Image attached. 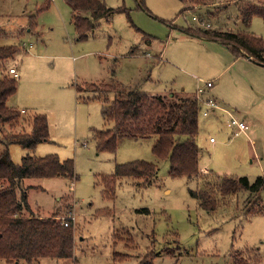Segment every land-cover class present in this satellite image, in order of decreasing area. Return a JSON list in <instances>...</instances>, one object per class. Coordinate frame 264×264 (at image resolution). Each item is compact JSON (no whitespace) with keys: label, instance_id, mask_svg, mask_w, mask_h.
Wrapping results in <instances>:
<instances>
[{"label":"rangeland","instance_id":"rangeland-1","mask_svg":"<svg viewBox=\"0 0 264 264\" xmlns=\"http://www.w3.org/2000/svg\"><path fill=\"white\" fill-rule=\"evenodd\" d=\"M214 1L213 6L192 8L179 0H104L108 7L129 9L130 18L114 13L88 39L77 40L65 0H0V44L18 47L0 77L12 66L18 69V90L8 104L28 107L2 134L30 131L37 113L47 116L50 136L33 151L11 145V158L19 164L27 153L56 154L75 164L76 179L23 182L24 189L34 186L28 202L35 215L55 214L60 221L71 216L76 228L74 258H43L34 264H234L235 252L248 251H255L253 263L264 264V185L255 192L217 195L218 207L210 212L191 194L217 175L246 177L250 184L264 178V67L236 59L220 42L185 33L220 29L264 39V20L256 16L246 26L239 18V0ZM31 20L36 25L30 31ZM133 47L140 50L138 55H130ZM199 79L202 85L214 81L224 98L215 99L219 107L206 116L200 110L199 177H171L168 161L152 152L156 136L123 137L116 152L98 150L93 132L108 126L103 99L87 91L86 84L117 81L128 90L169 95L183 88L196 92ZM233 119L247 123L246 131L237 133ZM211 137L217 142L211 143ZM136 160L158 165L152 183L122 178L115 199L105 198L100 175ZM203 168L210 172L203 173ZM102 210L106 212L100 214Z\"/></svg>","mask_w":264,"mask_h":264},{"label":"trees","instance_id":"trees-1","mask_svg":"<svg viewBox=\"0 0 264 264\" xmlns=\"http://www.w3.org/2000/svg\"><path fill=\"white\" fill-rule=\"evenodd\" d=\"M65 1L72 7L71 24L77 40L88 39L98 23L114 13H125L130 18L129 9L108 7L104 0ZM179 1L192 8L199 4H215L214 0ZM140 5L146 9L142 2ZM237 8L239 18L246 26L256 16L264 20V0H239ZM33 21H30V25L35 26ZM185 33L205 41L220 42L236 59L247 58L264 67V39L253 33L220 29H199L198 33L185 30ZM135 49L130 50V53L137 54L140 51L138 47ZM17 51V46L0 44V69ZM85 86L90 88L87 91L97 92L103 99L102 115L108 128L93 132L100 152H116L117 142L123 137L138 139L156 136L152 152L159 160L168 161L171 177L192 178L202 174L201 154L197 143L201 104L196 98L185 92L150 95L138 88L128 90L117 81L88 83ZM17 90V79L9 71H4L0 77V142L4 146V151L0 154V260H6L9 264H34L43 258L71 259L74 258L76 249V228L72 220L67 219L69 223L65 226L55 214L49 217L35 215L28 202V190L34 186L24 189L23 182L32 178L76 179L75 164L70 159L62 161L56 154L36 156L31 153H27L19 164L13 162L11 145L33 151L37 145L50 140L45 114L35 113L32 116L30 131L25 128L21 132L2 134L5 125L16 124L22 119V111L8 104ZM111 93L115 95L113 100L109 99ZM158 170V165L144 160L117 164L113 174L100 175L102 192L105 198L115 199L120 179L131 178L146 185L152 183ZM206 179L204 189L192 191L191 194L197 199L199 207L208 212L217 209V195L230 197L242 190L255 192L264 185L263 177H259L253 184L246 177L217 175L213 179ZM105 212L106 210H102L99 213ZM141 212L149 213L147 209ZM254 252H235L234 264H259L258 261L253 263L256 255ZM124 256L127 257L122 255L123 258ZM142 264H147V261Z\"/></svg>","mask_w":264,"mask_h":264},{"label":"built area","instance_id":"built-area-1","mask_svg":"<svg viewBox=\"0 0 264 264\" xmlns=\"http://www.w3.org/2000/svg\"><path fill=\"white\" fill-rule=\"evenodd\" d=\"M9 72H10V74H12V76L14 78H16V79L19 78V71L16 68L10 69ZM199 82H202V80H199ZM212 86H213V82H211V81L204 82V85L198 84L197 88H196L197 89L196 94L194 96H192L193 98H196L200 102V104H201L200 110L203 112L202 114L205 116L208 114V110L218 108V105L214 101H212V100L205 101L202 97V94L204 92V87L205 88H211ZM21 111H22V114H25V112H26L25 110H21ZM232 125H235L236 127L238 126L237 127L238 133H242V132L246 131V129L248 128L247 123H245L243 121L238 122L236 119L232 120ZM210 141H211V143H214L215 138H211ZM202 172L207 174L210 172V170L208 168H203ZM67 219L72 220V217L70 216ZM62 221H63V224L65 226H68L69 222L66 219H64Z\"/></svg>","mask_w":264,"mask_h":264},{"label":"crops","instance_id":"crops-1","mask_svg":"<svg viewBox=\"0 0 264 264\" xmlns=\"http://www.w3.org/2000/svg\"><path fill=\"white\" fill-rule=\"evenodd\" d=\"M68 4V3H67ZM70 7H71V5L70 4H68ZM71 15H72V7H71ZM98 25H99V23H98ZM30 27H32V25H30L29 24V29H30V31H31V28ZM95 31V30H94ZM94 31L92 32V33H94ZM23 45V44H22ZM25 45V44H24ZM23 45V46H24ZM133 48H136L137 49V47H133ZM133 48H131L130 50H132ZM135 49V50H136ZM138 51V50H137ZM136 53V52H135ZM139 53V52H138ZM138 53L137 54H132V53H130V55L131 56H135V55H138ZM246 60H247V58H245ZM249 60V62H251V60L250 59H248ZM234 64V62H232L231 61V66ZM12 68H16V67H14V66H12L10 69H12ZM9 69V70H10ZM17 69V68H16ZM228 69V66L223 70V71H225V70H227ZM18 70V69H17ZM223 71L221 72V74L223 73ZM220 78H222V77H220ZM200 80V79H199ZM202 80V79H201ZM211 82H213V86L211 87V88H205L204 87V92H203V94H202V97H203V99L205 100V101H207V100H212V101H214L217 105H218V107H219V104H218V102H216V100L215 99H221V97L223 96V94H222V92H221V90H219V89H217L216 91H215V89H214V85H215V83H214V81H211ZM202 82H199L198 84H200V85H202L201 84ZM197 84V85H198ZM196 88H197V86H196ZM214 89V90H213ZM197 89H195V91H196ZM182 92H185L186 93V91H185V88H183L182 89ZM250 92H251V90H250ZM187 95H190V94H192V95H190V96H194L195 94H196V92H190V93H186ZM252 94V93H251ZM155 95V94H154ZM217 99V100H218ZM222 99H224L223 97H222ZM28 107L26 106V108H24V109H22V110H25L26 112H25V114L28 112V109H27ZM231 109H227V110H225V111H230ZM238 133V132H237ZM211 138H214V137H211ZM210 138V139H211ZM217 142V140H215V142L214 143H216ZM213 143V144H214Z\"/></svg>","mask_w":264,"mask_h":264}]
</instances>
